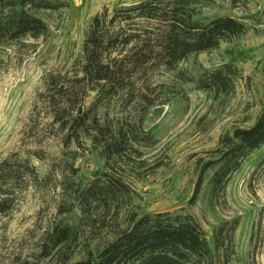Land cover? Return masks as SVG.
Returning <instances> with one entry per match:
<instances>
[{
    "label": "rangeland",
    "instance_id": "1",
    "mask_svg": "<svg viewBox=\"0 0 264 264\" xmlns=\"http://www.w3.org/2000/svg\"><path fill=\"white\" fill-rule=\"evenodd\" d=\"M65 1L70 10L62 22L53 17L48 38L22 40L5 47L0 55V163L17 155L27 158L41 180L19 190L14 210L0 215V263L73 264L110 243L134 216L172 213L194 217L211 248L214 231L240 219L230 264H264V148L229 182L225 203L212 206L206 182L199 198L190 203L201 165L220 146L221 138L253 126L264 106V0H250L240 8L219 0L197 6L195 20L210 22L230 16L242 20L248 33L211 53L190 58L173 74L154 77V85H176L177 92L167 99L168 104L164 101L159 116L154 114L146 122L155 144L142 148L144 166L126 172L131 197L120 211L113 206L110 211L85 212L74 192L77 186L93 181L105 163L89 140H81L80 145L67 141L50 120L48 109L37 103V95L43 91L46 76L72 69L95 14L141 0ZM226 63L242 72L227 98L197 91L181 79L197 78L204 70ZM93 100L94 95L87 104ZM56 226L73 228L78 239L51 251L46 237Z\"/></svg>",
    "mask_w": 264,
    "mask_h": 264
},
{
    "label": "trees",
    "instance_id": "2",
    "mask_svg": "<svg viewBox=\"0 0 264 264\" xmlns=\"http://www.w3.org/2000/svg\"><path fill=\"white\" fill-rule=\"evenodd\" d=\"M209 1L141 0L113 11L104 9L91 20L72 69L45 77L37 103L48 109L50 120L66 134L67 141L80 145L81 140H89L105 163L93 181L77 186L74 192L84 212L110 211L113 206L120 211L131 197L126 172L144 166L142 148L155 144L146 122L154 114L159 116L167 99L177 92L176 85H154V77L173 74L190 58L211 53L248 33L242 20L230 16L210 22L195 20L197 6ZM219 1L240 8L250 0ZM68 10L70 4L65 0H0V55L5 47L22 40L48 38L53 17L62 22ZM1 71L0 60V75ZM241 77L235 65L226 63L204 70L197 78L181 79L197 91L227 98ZM92 95L94 100L87 104ZM259 114L253 126L222 137L220 146L202 163L191 204L199 198L205 182L212 206L225 203L229 182L264 148V106ZM39 183L29 159L17 155L1 162L0 215L14 210L19 190ZM130 221L127 229L118 231L97 253L73 264H218L221 258L230 264L240 226V219L223 223L214 231L211 248L202 226L189 214H142ZM46 238L51 251L78 239L76 230L59 226Z\"/></svg>",
    "mask_w": 264,
    "mask_h": 264
}]
</instances>
